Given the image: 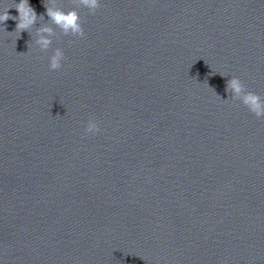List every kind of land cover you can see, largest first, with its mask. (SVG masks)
<instances>
[{"label": "clouds", "instance_id": "9594fccd", "mask_svg": "<svg viewBox=\"0 0 264 264\" xmlns=\"http://www.w3.org/2000/svg\"><path fill=\"white\" fill-rule=\"evenodd\" d=\"M44 7L45 13L38 16L35 9L29 4V0H19V3H16L14 7L18 12V16H11L9 14L10 8H7L0 13V24L9 19L15 20L17 21L15 31L20 34L26 31L31 36L30 30L38 21H43L44 15H46L51 24L55 25L63 35L82 38L85 33L81 17L76 8L85 7L90 13H95L101 5L100 0H75V7L65 11L58 5V0H45ZM55 35L52 26L43 24L41 27L36 28L34 43L39 50L47 51L52 44V37ZM63 59L64 52L60 48H56L54 54L49 57V69L51 71L59 70L62 67L61 62ZM226 91L231 94L232 100L241 101L258 119L264 118V99L260 95L246 90L238 77L233 76L227 81ZM84 131L86 134H96L100 131L94 118L89 119Z\"/></svg>", "mask_w": 264, "mask_h": 264}]
</instances>
